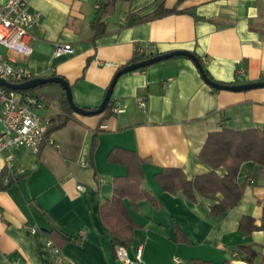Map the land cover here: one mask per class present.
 <instances>
[{"label":"crops","instance_id":"obj_1","mask_svg":"<svg viewBox=\"0 0 264 264\" xmlns=\"http://www.w3.org/2000/svg\"><path fill=\"white\" fill-rule=\"evenodd\" d=\"M100 2L29 0L28 10L39 14L29 30L32 52L24 60L14 57L34 77L65 78L80 107L100 104L114 73L129 64L136 49L150 57L188 50L221 83L263 80L264 0H118L127 9L107 17L106 32L93 37L90 22ZM161 3L180 11L137 21ZM55 44H70L72 52L54 55ZM33 93L45 104L39 110L42 117L55 122L60 116L64 123L50 131L51 142H43L37 152L22 145L0 152V171L9 154L11 171L22 170L16 182L0 189V264H123L100 207L113 196V179L127 174L132 153L142 160L141 185L158 206L142 199L133 208L124 199L138 224L126 246L129 257L141 244L140 264L264 260V230L244 234L238 227L243 216L256 225L264 218V169L251 161L241 164L237 183L243 186L242 197L219 218L210 214L216 200L197 195L190 201L180 192L163 190L156 179L168 167L181 168L188 179L208 172L198 153L209 132L261 128L264 87L213 90L191 59L174 56L118 77L106 112H74L56 83ZM138 96H145L144 108L137 105ZM114 105L123 110L113 113ZM217 172L223 175L225 169ZM31 227L35 232H29ZM81 231V243L70 240L59 246L62 261H57L46 240L75 238ZM244 247L256 252L251 260Z\"/></svg>","mask_w":264,"mask_h":264},{"label":"trees","instance_id":"obj_2","mask_svg":"<svg viewBox=\"0 0 264 264\" xmlns=\"http://www.w3.org/2000/svg\"><path fill=\"white\" fill-rule=\"evenodd\" d=\"M117 1L101 0L98 4L94 18L90 22L93 37H99L106 32V19L115 13ZM182 1L177 0V4ZM179 11L176 6L166 8L161 3L153 11L144 15H138L137 21H148ZM149 57L136 49L127 63L138 62ZM198 59L201 62L200 57ZM145 67L139 69H144ZM203 69L207 77L215 81L204 67ZM36 88L16 91L23 94L33 93ZM212 89L217 90L215 88ZM63 101L64 103L67 102L64 93ZM110 103L111 100L104 109V112L109 109ZM55 120L57 122L55 121L53 123L48 134L52 129L60 127L64 123V119L60 118V116H56ZM93 149L94 144L90 148V155H92ZM111 156L109 155V159H112ZM198 157L210 167L208 172L195 175L193 178L188 179L181 168L168 167L163 168L156 175L157 182L163 190L169 193L180 192L190 201H195L197 195L216 200L210 206V214L215 218H219L228 209L234 207L242 197L243 186L237 183V175L241 164L251 161L256 163L259 169H264V124L261 128L234 130L224 127L218 131L209 132L198 153ZM141 162V158L135 155V153H132L131 158L125 164L127 174L123 177H115L113 179V196L110 200L102 203L100 207L101 217L109 229L115 245L127 246L130 244L133 231L138 225L125 206V198L129 200L133 208H136L137 202L142 199L148 200L154 207L158 206L156 198L147 188L141 185L144 180ZM220 167L225 169L223 175H219L217 172V169ZM20 174H13L6 167H3L0 171V189L6 188L16 182L21 177ZM5 179H7V182H5ZM217 193L221 194L220 198L216 197ZM238 227L244 234L250 233L253 230H264V218L260 225H256L254 224L253 218L243 216L240 219ZM54 234L56 233L52 235ZM60 240L56 242L51 241L59 247L66 241L73 240L76 243H81L83 239L77 236L75 238L60 237ZM243 251L248 255L247 260H251L256 255V252L250 247H244ZM260 263L264 264V260L262 259ZM186 264H210V262L201 259H190ZM223 264H228V262L225 261Z\"/></svg>","mask_w":264,"mask_h":264},{"label":"built area","instance_id":"obj_3","mask_svg":"<svg viewBox=\"0 0 264 264\" xmlns=\"http://www.w3.org/2000/svg\"><path fill=\"white\" fill-rule=\"evenodd\" d=\"M29 0H7L0 5V78L20 83L33 78L31 69L17 61L14 57L26 59L32 52L30 43V28L36 24L39 14L28 10ZM71 53L70 44H55L53 54ZM264 77V76H263ZM137 105L145 106V96L136 98ZM45 107L44 102L34 93H20L13 89H6L0 85V152L11 149L14 146H27L37 152L43 142L49 141L48 131L54 123L53 118L42 117L39 110ZM118 105L112 107L113 113L122 111ZM11 155L5 157V165L11 173ZM81 165H86L82 163ZM101 182L103 178H99ZM7 182V179H5ZM79 190L84 189L83 185H77ZM30 233L35 228L28 229ZM85 232L81 231L78 236L84 238ZM54 258L61 262L60 248L51 240H46ZM143 246L140 244L135 248V255L132 259L127 253L126 246L116 244V258L123 264H140L142 261ZM20 264V263H15Z\"/></svg>","mask_w":264,"mask_h":264},{"label":"water","instance_id":"obj_4","mask_svg":"<svg viewBox=\"0 0 264 264\" xmlns=\"http://www.w3.org/2000/svg\"><path fill=\"white\" fill-rule=\"evenodd\" d=\"M174 56H185L191 59L194 62L195 66L197 67L204 82H206L212 88L231 90V91H243V90H249V89L258 88V87H264V79L260 81L247 82V83H241V84H228V83H220V82L213 81L209 77H207V75L205 74L203 65L199 61L196 54L188 50H172L169 52L151 56L145 60L129 63V64L122 66L114 73L105 91L102 101L94 109L83 108L75 104V102L72 99L69 82L61 76L55 75V76H46V77H33L29 80H26L20 83L8 82L0 78V85H2L3 87L9 88V89H13V90H28V89L39 87L44 84L56 83V84H59L61 88L63 89L65 97H66V101L68 102L69 107L74 112H77L82 115L97 114V113L104 111L107 104L109 103L114 83L118 77H120L124 73L137 70L139 68L148 66L154 62H158V61H161V60H164L170 57H174Z\"/></svg>","mask_w":264,"mask_h":264},{"label":"rangeland","instance_id":"obj_5","mask_svg":"<svg viewBox=\"0 0 264 264\" xmlns=\"http://www.w3.org/2000/svg\"><path fill=\"white\" fill-rule=\"evenodd\" d=\"M126 9H127V4L126 3L118 2L117 3V9H116L114 14L118 15L121 12H124Z\"/></svg>","mask_w":264,"mask_h":264}]
</instances>
